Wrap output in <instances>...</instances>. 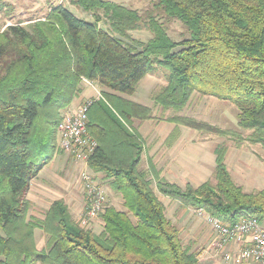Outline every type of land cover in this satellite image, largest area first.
Masks as SVG:
<instances>
[{"label":"trees","instance_id":"1","mask_svg":"<svg viewBox=\"0 0 264 264\" xmlns=\"http://www.w3.org/2000/svg\"><path fill=\"white\" fill-rule=\"evenodd\" d=\"M70 4L93 16L101 11L107 29L98 26L97 15V23L86 21L58 5L41 22L0 33V264H198L156 194L233 225L243 215L264 218V191L248 194L235 185L224 146L214 151L215 184L180 188L158 181L154 190L139 169L143 143L128 131L134 120L151 119V111L119 95L132 96L143 78L162 69L166 86L156 104L178 109L193 92L229 102L238 110V127L264 144V0H156V10L186 28L180 42L154 17L146 21L150 41L131 39L142 18L121 5ZM6 7L1 2L0 12ZM83 80L114 92H103V101L89 108L88 131L98 147L88 166L104 175L123 209L106 207L98 235L76 225L62 201L42 219L27 217L31 182L55 155L59 111L81 92ZM171 121L205 129L187 119ZM35 230L45 234L47 250L36 249Z\"/></svg>","mask_w":264,"mask_h":264},{"label":"rangeland","instance_id":"2","mask_svg":"<svg viewBox=\"0 0 264 264\" xmlns=\"http://www.w3.org/2000/svg\"><path fill=\"white\" fill-rule=\"evenodd\" d=\"M70 1L71 0H0V3L2 2L7 6L0 12V33H2L10 25H20L26 27L30 23L41 22L45 20L46 16L50 13V9L53 6L58 5H63L77 18L86 21L88 20L97 23V18L95 16L97 15L100 19V22L97 23L98 26L102 29H107V26L104 25L105 19L103 18L101 11L97 12V14L93 16L91 12H85L76 6L71 5ZM105 1H109L114 4L121 5L127 9H131L142 18L140 28L131 31L128 34L133 40L148 42L152 39V35L148 30V26L146 25V21L149 17H154L161 26L166 28L167 35L172 41L180 42L188 37L187 30L182 23L174 19H168L160 11L156 10V0ZM9 6L12 8V13L10 15H8ZM165 74L166 72L164 70L157 69L156 74L147 75L139 82L137 89L132 96L126 97H133L135 101L148 105L152 116L149 120H154V125H158L160 127H165L167 124L173 125L174 128L172 133L174 129L177 128L179 131L177 136L173 138L174 135L172 134L169 138H167L168 144L179 139L181 136L179 129L186 128L188 130H186L187 134H184L185 143L190 144L196 143V141H203L210 147V150L213 149V151H215L218 146H224L227 149L224 163H226L225 165L227 170L235 185L240 186L243 192L248 194L264 191V144L253 142V137L251 135L252 131L242 130L238 127L237 108L229 102L220 101L214 97L203 96L199 93L193 92L183 107L178 109H163L161 106L155 103L154 99L157 94H159V92L166 86ZM85 86L90 87L94 91V94L88 96V98L83 97V90ZM79 89L81 92L78 94L76 93L70 105L59 111V119H61V117L68 112L78 110L87 101H93V103L102 102L103 92L114 94L112 90L101 87L96 81L83 80L79 86ZM90 109L92 110L91 107ZM91 110L87 116L88 123L90 121ZM179 118L197 122L199 127L205 129L202 131H196L190 127L179 126V123L171 121L178 120ZM138 121L139 128L142 125H149L147 124L148 122L144 123L146 121ZM207 127L216 128L219 131L221 130L225 132L226 134L219 135L214 134L213 132L211 133L208 129H206ZM136 130L138 129H134L133 126L132 131L136 132ZM132 131L130 132L129 130L130 133H132ZM136 135L138 134L136 133ZM141 145H143V153L141 155L139 169L141 171H145L143 168L145 164V158H143L145 157V145ZM81 169L82 167L80 165L74 162L71 157L66 156V154H64V152L59 148L56 135V151L53 160L39 173L40 176L33 180L30 185L27 195L28 200L30 201V209L28 211L27 217L31 216L42 219L44 213L48 210L50 205L54 201L58 200L64 202L68 208L72 220L76 225H78L81 218L80 216L85 210V205H82L81 209L82 199L79 200L83 194L82 187L78 181V176ZM214 169L215 166L213 171H211V175H209L208 178L203 181V183L210 181L212 184H215ZM88 171L105 192L107 196V206L113 207L117 210H123L122 199L120 195L113 192L109 188L108 183L106 181L104 182V175L94 173L89 167ZM186 185L179 187L184 188ZM200 185L201 183H195L190 186L197 188ZM156 196L157 198L161 197L158 194H156ZM177 202L181 204L179 201ZM76 203L80 207L79 217L76 216V213L73 210L77 207ZM185 207L190 209L189 214L191 218H194V221L202 225L203 228H207L209 230L208 226L195 215V210L197 209H194L190 206ZM261 220L264 223V218ZM84 229H88L95 235H98L102 233L103 222L101 218L98 217ZM34 238L36 249L38 251L47 250L46 236L43 232L40 230H35ZM185 238V235L180 236V239L186 242L187 238ZM210 240L211 242L213 240L212 234L209 238V241ZM183 244L186 245L185 243Z\"/></svg>","mask_w":264,"mask_h":264},{"label":"crops","instance_id":"3","mask_svg":"<svg viewBox=\"0 0 264 264\" xmlns=\"http://www.w3.org/2000/svg\"><path fill=\"white\" fill-rule=\"evenodd\" d=\"M93 94L94 91L90 87H84L83 97L88 98V96ZM119 96L137 105L139 104L149 108L148 105L135 101L133 97L127 98L124 95ZM138 122V120H134L132 124L134 129H138L136 133L145 145V157H143L145 158V164L143 168L152 179V187L154 190L156 189L155 183L158 181H166L181 187L186 184H202L203 181L211 175V171H213L215 166L214 151L213 149L210 150V147L203 141H196V143L190 144L185 143L184 134H187L186 130L188 129H179L181 134L179 139L171 144H167V138L170 137L174 128L173 125L167 124L165 127H160L154 125V120H149L144 122H148L147 124L149 125H142L139 128ZM132 129L133 128L129 129L130 132ZM39 176L40 175H38L37 178ZM82 193V197L79 198V200L82 199L81 209L82 205H85L83 190ZM160 196L158 200L164 207L167 220L178 229L179 236H186L187 241H181L185 243L192 252L197 254L198 264H253L250 261L242 263H236L234 261L226 262L222 259L221 255H214L210 248L211 240L209 241L212 233L207 228H203L202 225L194 221V218L190 217L189 208L168 197ZM76 205V209L73 210L76 216L79 217L80 207L77 203ZM230 250H232V247Z\"/></svg>","mask_w":264,"mask_h":264},{"label":"built area","instance_id":"4","mask_svg":"<svg viewBox=\"0 0 264 264\" xmlns=\"http://www.w3.org/2000/svg\"><path fill=\"white\" fill-rule=\"evenodd\" d=\"M93 101L64 114L56 127L59 148L82 167L78 181L85 197V207L79 226L88 227L105 211L107 196L88 171V163L94 156L98 143L88 131V111ZM212 233L210 243L214 255H221L226 262L264 264V223L255 216L243 215L229 225L209 216L204 210H195ZM232 247V250L230 248Z\"/></svg>","mask_w":264,"mask_h":264}]
</instances>
